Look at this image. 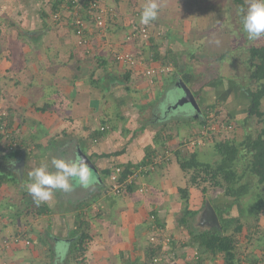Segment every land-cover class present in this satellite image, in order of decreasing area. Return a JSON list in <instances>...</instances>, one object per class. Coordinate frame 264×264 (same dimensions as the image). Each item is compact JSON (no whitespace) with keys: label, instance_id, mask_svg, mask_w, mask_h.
<instances>
[{"label":"crops","instance_id":"crops-1","mask_svg":"<svg viewBox=\"0 0 264 264\" xmlns=\"http://www.w3.org/2000/svg\"><path fill=\"white\" fill-rule=\"evenodd\" d=\"M144 3L140 0H103L116 17L105 35L90 37L91 43L87 46L77 45L78 38L73 33L69 15V25L63 20L48 18L42 23L40 32L35 30L36 36L11 40L16 46L12 54L21 51L23 58L17 63H0V115L5 116L10 133L19 139V145L10 151L0 136V142L6 144L5 149L0 147V176L5 173L8 178L16 177V181L0 178V264H150L152 253L156 255L160 248L148 241L152 227L158 232L163 231V235L171 240L167 252L170 264H174V258L175 264L203 263L199 255L195 259V254L200 251L190 244L188 232L192 229L199 232L207 224L205 218L200 221L199 216L208 201L201 192L188 186V176L181 171L174 157L120 195L107 192L110 185L107 177L102 183L99 181L102 171H109L115 165L137 164L145 156L159 153L164 148L171 150L174 145L172 137L163 143V132L158 127L164 124L162 121L145 126L144 122L139 123L138 115L128 116L129 109L119 111L117 104L103 107L105 112L101 110L105 95L108 98L117 93L121 99H126L128 106L132 104L130 95L136 92L141 107L166 106L178 80L188 87L186 80L175 77L176 73L172 74L169 69L170 81L161 75L147 80L144 72L139 80L137 75L144 68H126L113 60V52L134 45L121 47L126 32L129 33L133 25L145 26L136 21L133 24L132 16L128 17L130 12L137 11L133 15L138 21V11L141 12ZM171 5L174 6V0H161V16L157 18L160 25L152 32L153 38L150 36L149 42L163 33L161 22L170 19L165 16L175 11L168 9ZM11 7L14 6L10 5L8 11ZM52 33L57 37L47 36ZM153 44L155 46L154 40ZM156 51L161 55L159 48ZM160 60V56L151 59L154 66L150 68L159 69ZM10 77H21L22 80L10 85L7 84ZM173 80L174 85L167 87ZM148 81L152 85L154 82L151 94L143 85L151 84ZM165 87L171 91L162 99L163 92H167ZM18 90L21 95L16 94ZM3 93H10L9 102ZM121 105L127 108L124 103ZM186 114L181 117L188 120L190 115ZM108 117L113 120L106 122ZM101 127L107 133L101 137L92 135ZM189 129V125L184 127L185 135L192 133ZM78 150L91 162L95 172L89 170L94 173V179L87 186L76 181L72 191H57L53 200L37 206L25 187L29 182L28 172L40 162H50L57 156L78 160ZM110 154V157L100 156ZM21 160L23 168L20 171ZM140 187L145 190L140 192ZM184 188L189 192L187 204L178 191ZM25 198L30 204L24 212L23 209L15 210V203L18 207ZM211 204L217 207L215 203ZM187 205L195 214L191 219L187 218L183 226L179 214ZM40 220L43 224L38 227L35 222ZM82 234L87 237L84 253L74 259L70 243ZM4 241L7 246H3Z\"/></svg>","mask_w":264,"mask_h":264},{"label":"rangeland","instance_id":"rangeland-1","mask_svg":"<svg viewBox=\"0 0 264 264\" xmlns=\"http://www.w3.org/2000/svg\"><path fill=\"white\" fill-rule=\"evenodd\" d=\"M51 1L53 0H0V63H4V61L11 64L17 63L23 58V52L21 51L12 54V50L16 46L12 45L11 40L13 38H20L22 40L28 38V36H36L35 30L40 32L44 26L42 23L45 19L49 18L48 13ZM72 1L67 0V2ZM140 1L141 3L146 2V0ZM242 1L244 3L243 8H246L247 0ZM10 5L14 7H11L8 11L7 8ZM62 6L63 9L69 7L67 3H63ZM172 8L176 12L174 11V13H169L168 16H165L166 18L170 17V19H167L166 22L164 20L161 22V25L166 27L163 26V33L157 35L156 40L136 42L131 48L123 47L125 44L122 45L120 41L121 47H123L121 51L130 52L141 64L136 67L138 69L144 68V71L137 75L140 77L139 80H142L143 72L145 73L147 69L150 70L152 69L150 67L154 66L151 59H153V54L159 48L161 54L159 55L161 57L159 63L161 66L159 69L155 68V74L151 76L161 75L160 77H164L170 81L172 75H169L168 69L172 74L176 73L175 77L186 80L189 89L192 90L193 94H196V100L202 113L207 111L209 126H227L229 124L227 122H230L233 125V131L230 133L223 131L222 134L215 135L210 131L207 132L205 129V137L207 139L200 147L190 146L191 144L184 145V140L189 139L187 137L203 130V125L199 124L194 117H191L193 110L189 106L181 108L179 111L173 112V110H169V114H164L169 104L172 105L176 98L181 95L180 89L177 88H174L172 98L169 97V103L166 106L156 104L157 107L156 105L153 107L149 105L141 107L138 105L141 104V99L136 92L131 95L129 94L132 104L127 106L125 104L126 99H121V96L114 93L108 98L105 95L103 99L104 105L101 107V110L105 112L106 110L103 107L107 108L109 105L117 104L119 111L129 109L128 116L132 114L133 116L138 115L140 117L139 123L144 122L147 124L145 126L159 121L164 122V124L158 125V127L163 134H165L164 132H168L165 135L171 136L174 140V145H171V150L169 149L171 151L170 160L172 157L175 159L174 152L178 149L183 151L197 149L200 162L214 163L219 158L213 150V145L216 142L229 137L230 139H234L236 143H240L245 135L256 136L264 127L263 118L248 113L249 100L245 91L247 89L254 91L258 86V82L250 79L253 70L251 67L252 63L250 62V49L252 47H264V38L257 41H249L247 39V35L242 31L241 26V8L233 0H174V6L171 5L168 9ZM20 9H24V11H20ZM17 10L20 12H17ZM45 10L48 11H46V18L42 16ZM134 12L137 11L130 12L128 15V17L132 16H130L132 18L130 21L133 24L138 23L140 17H138L137 21L136 16L133 15L135 14ZM138 13H140V10ZM68 15L67 11L62 12L63 23L68 22ZM134 21L136 22L134 23ZM158 22L156 20L147 25L150 30V36H152L153 31H156V27L160 25ZM67 24L69 25V23ZM171 31L172 34L174 33L173 35ZM52 35L53 37H57L56 33L47 36L51 37ZM153 40L156 47H154ZM216 40H219L220 43H215ZM47 42L50 41L48 40ZM149 45L155 49H150ZM225 53H228L226 57L218 59V57ZM162 57L165 59H162ZM174 61H176L177 66H174ZM172 63L173 66L170 67ZM159 70L162 72L158 73ZM151 76H145V78L149 80V78H152ZM17 80L21 82L20 80L22 79L21 77H10L7 80V84L11 85L13 81L17 82ZM143 85L145 89H148V93L151 94L153 92L154 82L153 85L152 83ZM165 90L167 92H163L162 99L167 95L166 93L171 91L166 89V87ZM16 94L21 95V92L18 90ZM4 95L9 102L11 100L10 93ZM121 103H124L127 108L124 109ZM134 108H139V110ZM260 111L264 113V100L261 102ZM108 113L111 115V112L108 111ZM184 113H187L186 116L190 115L187 117L188 120L181 117L184 116ZM118 114L122 113L118 112ZM109 120L112 121L113 119L108 117L106 122ZM188 125L192 133L185 135L184 127ZM140 126L138 127L140 128ZM5 145L0 142V147L3 149L6 148L3 147ZM92 172L95 171L92 170ZM92 172L90 171L91 180L94 179V173ZM186 179L188 183L189 176ZM73 185H77L76 180H73ZM201 186L206 188L205 196H201L205 197V200L210 202V205H212V202L217 207L229 208V216L239 218L241 231L239 233L234 232L236 224H232L228 230V233L235 235L234 241L236 242L237 258L241 260L238 264H264V210H255L260 204L264 206V186L258 185L256 180L249 176H245L233 190L231 189L232 192L227 188L223 190L212 188L208 183ZM201 186L199 187L200 189ZM193 188L200 192L199 188ZM55 194L57 195V191ZM257 194L263 196L260 201H254V197ZM233 199H236L237 202L232 205ZM29 204L30 202H27L25 198L18 207L17 203H15V210L20 211L23 209L22 211L24 212ZM187 207L185 210H190ZM183 211L179 214V217L183 216ZM259 215L260 217H258ZM202 217H205V215L200 214V221ZM28 220H31L30 217ZM35 224L41 227L43 222L40 220L37 223L35 222ZM156 238H158L157 244L160 247L157 250L159 251L156 254L157 258L161 259L162 263L164 262L163 264H170L167 252L170 249L171 240L166 235H163V231H159ZM190 244L193 245L192 242ZM197 255L200 256L204 264H224L221 256L202 254L200 252ZM150 261L152 262V259ZM51 264L54 263L52 262Z\"/></svg>","mask_w":264,"mask_h":264},{"label":"trees","instance_id":"trees-1","mask_svg":"<svg viewBox=\"0 0 264 264\" xmlns=\"http://www.w3.org/2000/svg\"><path fill=\"white\" fill-rule=\"evenodd\" d=\"M80 1L82 4H86L88 0ZM233 1L241 9L244 7V3L242 0ZM63 3H67L69 6H72V3L67 2V0L51 1V7L48 13L49 18L54 19L56 13L61 10V6ZM42 16H47L46 11L42 13ZM60 16V19H54V21H61L62 15ZM113 20H109L110 22H108V27L110 26V24L113 23ZM154 47L150 46V49H155ZM227 54L228 53L221 55L220 57H218V59L226 57ZM152 57L156 60L157 58H159V54L156 52L153 54ZM250 62L252 63L251 67L253 68L250 75V79H253L254 81L258 82V86L254 91L249 89L245 90L249 100L248 113L250 115L263 118L262 121L264 125V113L260 111L261 102L264 100V47H252L250 49ZM174 66H177L176 61H174ZM172 85H174V80L171 81L169 85H167V87H170ZM194 97L196 98V94H194ZM0 116H2L1 118L4 124L9 127L5 116ZM196 121L201 125H206L208 121L207 111L205 113H202L201 111V115L196 119ZM105 123L106 122H104V124ZM227 123H229L227 125L231 126V129L226 131L230 133L233 131L234 128L233 125L230 124V122ZM105 133L107 132L103 127H101L100 129L96 130L92 135H94L95 137H101ZM12 136V140L15 141L17 145H19V139L13 134ZM161 136L163 137V143L167 142L171 138V136L169 135L162 134ZM196 150L197 149L193 151H183L178 149L174 152L176 162L180 167L181 171L185 175L189 176L188 183L190 186L199 188L201 185L208 183L212 188H220L222 190L227 188L230 192H232V190L239 184V182L245 176L252 177L256 180V183L258 185L264 186V127L256 136H252L250 134L245 135V137L242 139V141H240V143H236L234 139H230L229 137L223 138V140L216 142L213 145V150L219 158L214 163L200 162L198 159V152ZM114 155L116 154L114 153ZM100 156L110 157L111 154ZM127 167L125 168L127 169ZM109 171L107 170L99 173L101 175L99 179L100 183H102L103 179L108 177ZM0 178L7 179L8 175L4 173L0 176ZM8 181H16V177L13 176V178H8ZM130 188L131 186L128 187V190H130ZM178 191L181 195L182 200L187 204L189 195L188 188L179 189ZM200 192L203 196H205L206 188L204 186H201ZM262 198L263 196L261 194H257L254 197V201H260V199ZM236 202L237 200L233 199L232 205ZM213 208L219 219L220 230L208 223L205 224L199 232H195L193 229L189 230L188 233L190 235L191 242L197 247V249L202 254L221 256L224 264H238L241 260L237 258L236 242L234 241L235 235L232 233H228V230L229 228H231L232 224H236L234 232L239 233L241 231L239 218L230 217L229 208H219L215 206H213ZM42 209L43 208L41 207V210ZM255 210L262 211L264 210V206L260 204L258 207L255 208ZM194 214L195 213L184 209L180 223L185 226L187 218L191 219ZM39 215H42V213H40ZM258 217H260V215ZM86 239V235L82 234L70 243L69 249L74 259H78L84 253V245L86 243ZM152 255L155 256L153 253Z\"/></svg>","mask_w":264,"mask_h":264},{"label":"built area","instance_id":"built-area-1","mask_svg":"<svg viewBox=\"0 0 264 264\" xmlns=\"http://www.w3.org/2000/svg\"><path fill=\"white\" fill-rule=\"evenodd\" d=\"M72 6L62 8L56 13L54 19H60V15L64 10H67L69 16L71 17V25L73 26V32L78 38L77 44L79 46H87L91 43L90 37L104 36L108 29L109 20L115 19L116 15L111 8H107L103 4V0H88L86 4H82L80 0H73ZM133 25V24H132ZM150 39V33L147 27L140 25H133L132 30L127 33L123 39L122 44H135L136 42H148ZM113 60L126 68H132L138 65H141L136 58L130 52H113ZM162 71L159 70L158 73ZM155 74L154 69L145 71V76H151ZM0 116V136H2L7 144V147L10 151L15 149L17 143L12 140V134L8 127L4 124ZM206 131H210L212 134H219L223 131L230 130L231 126H209L207 121L206 125H203V130L198 131L196 134L188 137V140H184V145L197 146L200 147L204 141L207 139L205 137ZM171 151L167 148H164L163 151L155 153L150 156H145L137 164L128 166L127 169L120 165L113 166L108 174L109 187L107 192L111 195H120L127 191L129 186L137 185L139 180L146 177L147 175L156 171L164 163L170 161ZM126 171V172H125ZM140 192H143L144 187H140ZM153 219V216L151 217ZM151 234L148 238V241L152 245L158 243V238L156 235L158 229L151 228ZM18 238L15 239V242ZM3 246H7V242L2 243ZM28 244V242H27ZM158 256H153L152 264H163L161 259L157 258ZM195 259H198V255L195 254ZM204 264V263H202Z\"/></svg>","mask_w":264,"mask_h":264},{"label":"clouds","instance_id":"clouds-1","mask_svg":"<svg viewBox=\"0 0 264 264\" xmlns=\"http://www.w3.org/2000/svg\"><path fill=\"white\" fill-rule=\"evenodd\" d=\"M160 7L161 0H146L139 22L147 26L156 21ZM241 26L249 41L264 38V0H247L246 8L241 9ZM215 43L219 44L220 41L216 40ZM28 178L29 182L25 187L37 206L53 200L56 191H72L73 180L78 181L81 186L91 183V173L83 158L69 160L59 156L53 157L50 162H40L28 172Z\"/></svg>","mask_w":264,"mask_h":264},{"label":"water","instance_id":"water-1","mask_svg":"<svg viewBox=\"0 0 264 264\" xmlns=\"http://www.w3.org/2000/svg\"><path fill=\"white\" fill-rule=\"evenodd\" d=\"M175 86L180 89L181 95L179 97L176 98L175 102L167 107V111L169 110H178L184 107L189 106L193 112L195 113L194 118L197 119L200 115H201V109L198 105V102L196 100V98L194 97L193 93L189 90V88L181 81L178 80L175 83ZM80 158H83L84 161H86V164L88 166V168L91 170H94L91 162L89 161V159L82 154V152H80V150L77 151V159L79 160ZM22 161L19 164V170L21 171V169L23 168V164ZM203 214L205 215V219L204 221L207 222L208 224L213 225L214 227H216L217 229L220 230V224L218 221V217L213 209V207L210 205L209 202L205 203V209L203 211Z\"/></svg>","mask_w":264,"mask_h":264},{"label":"flooded vegetation","instance_id":"flooded-vegetation-1","mask_svg":"<svg viewBox=\"0 0 264 264\" xmlns=\"http://www.w3.org/2000/svg\"><path fill=\"white\" fill-rule=\"evenodd\" d=\"M174 111H179V109H178V110H174ZM174 111H173V112H174ZM173 112H172V113H173ZM167 113H168V111H167V110H166V111H164V114H165V115H166ZM194 115H195V113L193 112L191 117H194Z\"/></svg>","mask_w":264,"mask_h":264}]
</instances>
